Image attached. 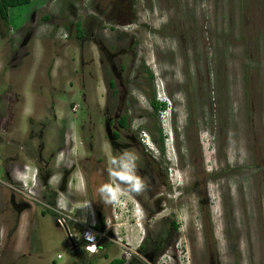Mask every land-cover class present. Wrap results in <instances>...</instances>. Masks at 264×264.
<instances>
[{
    "label": "rangeland",
    "instance_id": "obj_1",
    "mask_svg": "<svg viewBox=\"0 0 264 264\" xmlns=\"http://www.w3.org/2000/svg\"><path fill=\"white\" fill-rule=\"evenodd\" d=\"M113 259L264 264V0H33L0 20V264Z\"/></svg>",
    "mask_w": 264,
    "mask_h": 264
},
{
    "label": "trees",
    "instance_id": "obj_2",
    "mask_svg": "<svg viewBox=\"0 0 264 264\" xmlns=\"http://www.w3.org/2000/svg\"><path fill=\"white\" fill-rule=\"evenodd\" d=\"M33 0H0V20L4 23V25H8V12L12 8L16 7H21V6H26L30 4ZM77 32H78V38L81 37L82 33L80 32V25H77ZM151 77V75H150ZM150 107L153 110V114L156 115V117H159L161 113L165 110V103L156 100L155 96L152 97L150 101ZM127 119L123 115L118 124L120 125L121 128H124L126 126ZM116 136V135H115ZM165 142V134L163 133L162 129H158V138L156 141L157 149L163 153V145ZM177 226L175 225L174 228ZM95 229H98L95 227ZM83 243V242H82ZM143 244L140 245L139 248H142ZM98 248V247H97ZM92 264V263H91ZM108 264H125L124 259H113L111 260Z\"/></svg>",
    "mask_w": 264,
    "mask_h": 264
},
{
    "label": "built area",
    "instance_id": "obj_3",
    "mask_svg": "<svg viewBox=\"0 0 264 264\" xmlns=\"http://www.w3.org/2000/svg\"><path fill=\"white\" fill-rule=\"evenodd\" d=\"M29 195H32L28 192ZM81 240L83 244L87 247L88 251H93L94 253L98 251V233L94 225L84 227L81 232Z\"/></svg>",
    "mask_w": 264,
    "mask_h": 264
},
{
    "label": "crops",
    "instance_id": "obj_4",
    "mask_svg": "<svg viewBox=\"0 0 264 264\" xmlns=\"http://www.w3.org/2000/svg\"><path fill=\"white\" fill-rule=\"evenodd\" d=\"M14 170H16V169H14ZM32 171H33V168L29 169L28 166H24V167L21 166V168H19L17 170V173L16 174H14L15 171L13 172V175H15V177H16L15 180L17 182H21L22 185L27 186V184L31 182L30 181L31 180L30 179V175H31ZM18 176H20V177H18Z\"/></svg>",
    "mask_w": 264,
    "mask_h": 264
},
{
    "label": "clouds",
    "instance_id": "obj_5",
    "mask_svg": "<svg viewBox=\"0 0 264 264\" xmlns=\"http://www.w3.org/2000/svg\"><path fill=\"white\" fill-rule=\"evenodd\" d=\"M156 100H158L157 98H156ZM158 101H160V100H158ZM162 102V101H161ZM166 110H167V108H165V110L161 113V115L162 114H164V112H166ZM140 127L141 126H138L137 127V129L139 130L140 129ZM139 135L141 136V142L144 144V140H145V138H146V133H145V131L143 130V129H140L139 130ZM163 133H164V131H163ZM165 134V140H166V133H164ZM119 175V174H118ZM120 178L121 179H126V180H129V181H132L133 180V177H131V176H129V175H120ZM136 187L138 188L139 187V182L138 181H136Z\"/></svg>",
    "mask_w": 264,
    "mask_h": 264
}]
</instances>
